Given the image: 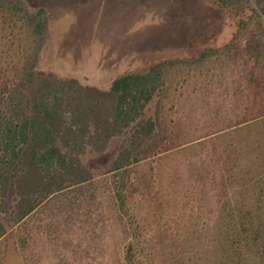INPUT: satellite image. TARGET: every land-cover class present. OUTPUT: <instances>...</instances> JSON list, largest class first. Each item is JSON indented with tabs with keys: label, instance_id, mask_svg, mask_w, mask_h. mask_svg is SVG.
<instances>
[{
	"label": "rangeland",
	"instance_id": "rangeland-1",
	"mask_svg": "<svg viewBox=\"0 0 264 264\" xmlns=\"http://www.w3.org/2000/svg\"><path fill=\"white\" fill-rule=\"evenodd\" d=\"M27 1L44 8L48 20L38 68L82 85L107 89L122 73L168 59L190 61L208 47L219 53L197 66L165 70L146 110L159 115L157 135L141 161L123 173L108 171L112 141L106 154L88 159L89 180L61 190L29 217L28 247L20 251L25 264H122L128 242L141 244L152 264H203L223 225L215 195L220 151L253 140V127L241 131L234 121L252 96L245 38L264 28V16L238 29L244 15L209 0ZM118 191L123 204L113 200ZM0 258L20 262L10 250L2 249Z\"/></svg>",
	"mask_w": 264,
	"mask_h": 264
},
{
	"label": "trees",
	"instance_id": "trees-1",
	"mask_svg": "<svg viewBox=\"0 0 264 264\" xmlns=\"http://www.w3.org/2000/svg\"><path fill=\"white\" fill-rule=\"evenodd\" d=\"M209 1L241 12L238 29L264 16V0ZM237 30L222 50L233 44ZM47 39L44 8H30L27 0H0V251L10 250L19 264L26 263L20 251L28 247L29 217L61 190L89 180L91 156L106 154L110 142L116 141L108 171L123 173L144 158L159 125V115L146 116V110L165 70L176 64L197 66L219 53L217 48H204L193 60H164L144 72L118 76L107 89H99L39 69ZM244 51L252 63V96L234 123L241 131L253 127V140L231 153L220 151L222 173L215 195L225 230L217 232L203 264H264L262 25L247 33ZM124 186L122 180L120 189ZM113 200L123 204V193L118 191ZM143 252L141 244L128 242L121 263L152 264ZM6 260L0 258V264Z\"/></svg>",
	"mask_w": 264,
	"mask_h": 264
},
{
	"label": "crops",
	"instance_id": "crops-1",
	"mask_svg": "<svg viewBox=\"0 0 264 264\" xmlns=\"http://www.w3.org/2000/svg\"><path fill=\"white\" fill-rule=\"evenodd\" d=\"M123 74H127V73H122V74H120V75H117L116 77L121 76V75H123ZM116 77H114V78H116ZM114 78H113V79H114ZM113 79H112V80H113ZM112 80H111V81H112Z\"/></svg>",
	"mask_w": 264,
	"mask_h": 264
}]
</instances>
